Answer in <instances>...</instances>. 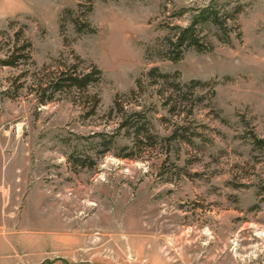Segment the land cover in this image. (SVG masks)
Wrapping results in <instances>:
<instances>
[{"label":"rangeland","instance_id":"374dc122","mask_svg":"<svg viewBox=\"0 0 264 264\" xmlns=\"http://www.w3.org/2000/svg\"><path fill=\"white\" fill-rule=\"evenodd\" d=\"M209 1L0 0V59L21 28L38 67L72 62L73 50L103 72L92 89L101 104L86 118L66 96L41 105L24 88L9 98L24 68L0 67V264H264V148L253 138L264 140V0H221L242 7L230 44L211 29V52L189 51L178 63L157 55L169 26L188 25ZM90 4L94 34L68 21L61 32L66 9L84 20ZM153 67L216 91L183 120L147 82L126 99L153 135L168 137L181 123L200 134L168 154L162 143L135 148L109 115ZM98 134L113 137L110 151L101 153ZM124 147L134 159L117 156ZM78 153L94 164L71 162Z\"/></svg>","mask_w":264,"mask_h":264},{"label":"trees","instance_id":"16d2710c","mask_svg":"<svg viewBox=\"0 0 264 264\" xmlns=\"http://www.w3.org/2000/svg\"><path fill=\"white\" fill-rule=\"evenodd\" d=\"M228 6L230 5L221 0H210L209 3L192 13L188 25L169 26L170 34L162 41L159 46L160 49L157 51L159 58L178 63L184 59L185 54L189 51H195L199 54L213 51L214 45L206 33L207 30L211 29L215 30V36L219 42L230 44L232 33L236 29L235 23L242 7L230 8ZM92 11L93 7L90 4L84 15L85 19L80 20V17L75 16L74 10L66 9L61 18L63 22V25L61 23V32L64 31V23L68 21L73 24L78 34H94L95 29L88 22V16ZM185 12L187 10L183 9L176 16H182ZM5 35V31H0V44ZM13 36L14 41L10 39L7 42L8 48L5 51V56L0 59V67L24 69L12 79L11 89L7 93L9 98L16 99L19 97L20 91L26 88L41 105L52 103L57 98L66 96L83 109L84 117L89 118L97 114L101 104V96L92 89L96 88L103 79V72L97 65L87 63L72 50L70 52L72 62L61 58L54 60L51 64L38 67L33 59V44L25 35L24 29L20 28ZM64 41L65 46H67L66 38ZM145 82L149 86L156 87V95L162 100L168 113L180 119L193 116L198 106L204 104L207 99L210 101L214 99L216 96L214 84L199 80L183 82L179 71L174 73L163 72L159 67H153L136 81L135 89L128 94L116 97L109 112L110 116L114 114L119 116L118 131L126 130L133 136V142L137 149L143 146L154 147L158 143H162L161 145L168 154L173 144L194 145V139L200 137V134L195 130L191 131L184 123L175 124L176 128L171 135L161 138L151 133L152 124L145 113L127 110L129 101L126 99L144 92ZM205 89H208L206 94L199 92ZM98 136L102 137L100 145L104 148L101 153L110 151L115 144L113 137L106 139L104 135L98 134ZM253 138L259 148H264L263 139ZM81 154L78 153L77 156L70 157L71 162L82 168L94 164L88 155ZM117 156L123 159H134L135 153L133 149L124 147Z\"/></svg>","mask_w":264,"mask_h":264},{"label":"crops","instance_id":"0c3cea01","mask_svg":"<svg viewBox=\"0 0 264 264\" xmlns=\"http://www.w3.org/2000/svg\"><path fill=\"white\" fill-rule=\"evenodd\" d=\"M1 250V249H0ZM146 261V260H145ZM7 262V261H6Z\"/></svg>","mask_w":264,"mask_h":264},{"label":"built area","instance_id":"2783aa9c","mask_svg":"<svg viewBox=\"0 0 264 264\" xmlns=\"http://www.w3.org/2000/svg\"><path fill=\"white\" fill-rule=\"evenodd\" d=\"M144 263H145V261H144Z\"/></svg>","mask_w":264,"mask_h":264}]
</instances>
